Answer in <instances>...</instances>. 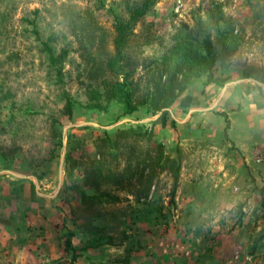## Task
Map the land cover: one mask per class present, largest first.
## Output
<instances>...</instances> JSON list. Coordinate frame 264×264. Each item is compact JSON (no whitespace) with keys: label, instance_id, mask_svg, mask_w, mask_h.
<instances>
[{"label":"rangeland","instance_id":"1","mask_svg":"<svg viewBox=\"0 0 264 264\" xmlns=\"http://www.w3.org/2000/svg\"><path fill=\"white\" fill-rule=\"evenodd\" d=\"M143 2L0 0V264H264V0ZM216 21L236 50L155 108Z\"/></svg>","mask_w":264,"mask_h":264},{"label":"trees","instance_id":"2","mask_svg":"<svg viewBox=\"0 0 264 264\" xmlns=\"http://www.w3.org/2000/svg\"><path fill=\"white\" fill-rule=\"evenodd\" d=\"M150 0H144L143 4L140 7H136L131 14V21L138 20L143 14L148 11L150 7ZM219 21H216L215 33H207L205 35L201 34V37H198L194 34L180 35L176 41L174 47L168 52L165 59L166 68L172 75L178 76L176 81L178 89L175 91V88L172 87V96L169 97L168 84H163L162 87L159 86V93L163 99V103L160 104L158 101L154 103L155 108L160 106H166L169 101L168 99H174L176 94L185 90L186 85L191 82L193 76L202 75L203 73L209 72L217 61L222 59L224 56H227L228 53L236 50L237 43L235 37L228 32L222 30L218 26ZM131 26V23L123 24L119 23L117 25L118 38L117 42V54L110 60V65L115 67L118 70L123 68L122 61L124 58L123 48L125 46L127 29ZM214 35L213 42L212 37ZM129 72L125 71L124 80L118 81L114 86V94L119 97L121 102L125 107V113L129 114L136 111L138 108L132 102L133 94L138 89H130L128 82ZM158 98V93L155 98ZM74 103L73 100L67 98V104L64 108V113L66 115H72V107ZM175 179H178V172L175 173ZM264 205V201H263ZM104 241V237H98L89 241L91 247H97L101 245Z\"/></svg>","mask_w":264,"mask_h":264},{"label":"crops","instance_id":"3","mask_svg":"<svg viewBox=\"0 0 264 264\" xmlns=\"http://www.w3.org/2000/svg\"><path fill=\"white\" fill-rule=\"evenodd\" d=\"M245 86V85H244ZM243 86V90H242V87H235L236 89L234 90V88H233V90L232 91H224L222 94L224 95V94H226V93H229V96H230V94H232L233 93V96H226V98H227V100L228 99H230V98H236V97H239V98H243V97H246V95L247 94H249V91L248 90H246L247 88H245ZM242 90V92H240ZM224 98H225V96H224ZM225 98V99H226ZM233 100V99H232ZM224 106V105H223ZM228 106H231V105H228Z\"/></svg>","mask_w":264,"mask_h":264},{"label":"water","instance_id":"4","mask_svg":"<svg viewBox=\"0 0 264 264\" xmlns=\"http://www.w3.org/2000/svg\"><path fill=\"white\" fill-rule=\"evenodd\" d=\"M14 174V172H12Z\"/></svg>","mask_w":264,"mask_h":264}]
</instances>
